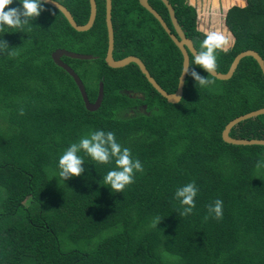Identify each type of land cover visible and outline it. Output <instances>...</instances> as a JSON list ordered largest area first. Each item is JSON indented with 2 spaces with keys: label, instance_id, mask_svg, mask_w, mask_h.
I'll use <instances>...</instances> for the list:
<instances>
[{
  "label": "trees",
  "instance_id": "16d2710c",
  "mask_svg": "<svg viewBox=\"0 0 264 264\" xmlns=\"http://www.w3.org/2000/svg\"><path fill=\"white\" fill-rule=\"evenodd\" d=\"M54 1L78 25L87 22L88 0ZM147 2L178 40L162 1ZM168 2L200 51L205 34L198 32L196 8L189 0ZM247 2L226 13L234 41L217 51L220 73L243 51L264 59V0ZM96 4L87 32L75 31L47 4L23 31L0 32L18 53H0V264H264V168L255 167L264 161V146L221 138L232 120L264 108L258 62L244 58L230 80L210 75L207 87L187 75L181 100L170 104L136 64L106 65L105 0ZM19 6L14 0L10 7ZM111 16L113 58L138 57L159 86L174 93L183 58L170 35L139 0H112ZM56 49L93 56L62 61L77 72L89 101L103 84L97 110H86L72 78L53 63ZM96 130L114 132L142 163L143 172L121 193L103 182L114 161L100 165L85 156L80 177L59 179L64 150ZM230 135L264 139V115L239 123ZM192 181L199 189L196 207L181 217L175 192ZM217 199L223 201L220 219L208 213ZM156 216L162 220L153 228Z\"/></svg>",
  "mask_w": 264,
  "mask_h": 264
},
{
  "label": "clouds",
  "instance_id": "9594fccd",
  "mask_svg": "<svg viewBox=\"0 0 264 264\" xmlns=\"http://www.w3.org/2000/svg\"><path fill=\"white\" fill-rule=\"evenodd\" d=\"M47 0H19V7H10L14 0H0V32L7 30H20L31 26V21L38 18L46 11ZM97 5V4H96ZM59 6V5H57ZM60 7V6H59ZM228 37L223 31H208L201 43V50L195 53L194 64L201 68L207 76H202L193 69L192 63L184 67L181 75H190L200 87H207L213 83L208 76L216 73L218 69L217 51L225 50ZM7 52V56L15 57L17 52L8 48L7 41L0 39V53ZM20 115H24L23 109ZM83 153V155H81ZM89 157L100 165L115 163V167L108 171L103 178L104 184L112 191L121 193L127 186L135 182V174L143 172L142 163L134 159L129 148L123 147L116 139L115 133L103 130L90 132L80 138L78 142L70 144L58 159V176L61 181L80 177L84 172V157ZM257 169L264 168V161H258ZM198 187L195 181L179 187L175 192V199L182 208L180 216L192 214L196 207ZM223 201L217 199L208 206V213L214 214L216 219L222 218ZM209 217L205 216V220ZM162 219L159 216L153 218L151 227L157 228Z\"/></svg>",
  "mask_w": 264,
  "mask_h": 264
},
{
  "label": "water",
  "instance_id": "95a60500",
  "mask_svg": "<svg viewBox=\"0 0 264 264\" xmlns=\"http://www.w3.org/2000/svg\"><path fill=\"white\" fill-rule=\"evenodd\" d=\"M88 1H89L90 12H89V18L84 25H78L73 19L68 9L64 7L63 5H61L59 2L54 1V0H47L45 4L50 5L51 7L57 9L64 16V18L67 20L69 25L75 31L87 32L88 30L92 28L95 22L96 13H97L96 0H88ZM147 1L148 0H139L140 6L143 7L145 10H147L160 23V25L165 30V32L170 35V37L176 43L177 48L179 49L182 55V58H183L182 69H181V73L178 79V85H177L176 91L174 93H168L162 87H160L159 84L155 81V79L150 75L144 63L138 57L127 56L120 60H115L113 58L114 35H113V27H112V21H111L112 0H105V25H106V30H107V50H106V55H105V63L108 67L112 69L123 68L131 63L136 64L140 72L145 76L146 80L153 87V89H155L163 98H165L168 103L177 104L183 96V87H184L185 79L187 76V75H181L182 71L184 67L186 68V66L190 63L189 54L192 55L194 58L195 53L198 52V50L195 48L194 42L190 38H188L186 34L183 33L175 17L174 10L171 4L168 2V0H160V1H162V3L165 5L168 11L169 19L178 37V40L174 35L170 33V30L168 26L166 25V23L164 22V20L160 17V15L152 7H150ZM57 5H59L60 7ZM62 57L86 61V60H91L93 56L89 54L75 53V52H71L65 49H56L55 51L51 53V60L56 66L63 69L72 78L73 82L75 83V85L77 86L79 90L80 96L82 98V101L84 103L86 110L91 111V112L97 110L100 107L102 99H103V84L99 83L97 97L94 102H90L81 79L79 78L77 73L68 64L62 61ZM247 57H253L258 62L264 74L263 57L257 51L247 50V51H243L239 53L236 56L230 70L227 73H220L216 71V73H214L211 76L219 80H230L234 76L240 62L244 58H247ZM261 115H264V108L247 113L245 115L239 116L235 118L234 120H232L230 123H228L224 131H222L221 133V138L223 142L227 144L242 145V146H253V145L264 146V139H237L230 135L231 130L239 123L255 118V117H258V116H261Z\"/></svg>",
  "mask_w": 264,
  "mask_h": 264
},
{
  "label": "rangeland",
  "instance_id": "374dc122",
  "mask_svg": "<svg viewBox=\"0 0 264 264\" xmlns=\"http://www.w3.org/2000/svg\"><path fill=\"white\" fill-rule=\"evenodd\" d=\"M248 0H189V4L197 11V29L199 33L220 30L228 37L225 49L233 45L234 37L225 25L227 11L233 6L245 7ZM135 110L131 113L135 115ZM144 113V107L139 108Z\"/></svg>",
  "mask_w": 264,
  "mask_h": 264
},
{
  "label": "bare ground",
  "instance_id": "6f19581e",
  "mask_svg": "<svg viewBox=\"0 0 264 264\" xmlns=\"http://www.w3.org/2000/svg\"><path fill=\"white\" fill-rule=\"evenodd\" d=\"M66 63V62H65ZM77 73V72H76ZM91 102V101H90Z\"/></svg>",
  "mask_w": 264,
  "mask_h": 264
}]
</instances>
